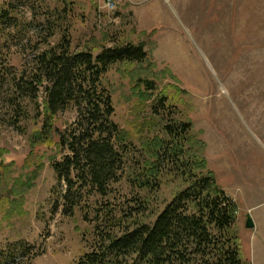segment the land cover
Here are the masks:
<instances>
[{"label":"rangeland","instance_id":"rangeland-1","mask_svg":"<svg viewBox=\"0 0 264 264\" xmlns=\"http://www.w3.org/2000/svg\"><path fill=\"white\" fill-rule=\"evenodd\" d=\"M6 1L25 10L35 23L24 22L23 30H14L0 50V74L5 65L29 71L35 46H44L47 37L55 44L61 36L59 30L48 36L45 19L51 9H58L53 18L65 23V8L59 0H45V5L36 9L31 4L39 5L38 0H29L26 7L19 0H0V8ZM105 1L68 0L66 25H71L73 49L97 54L103 44L143 43L149 54V73L157 74L159 88L172 91L169 86L178 85L186 91L180 104L187 119L192 120L195 133L206 143L209 168L238 204V232L247 260L246 252L258 240L255 233L259 228L240 227V223L250 216L260 227L264 217V0H116L112 10ZM103 82L111 90L113 119L120 127L133 130L150 118L149 105H137L132 76L119 69V64L110 67ZM11 94L8 83L0 86V160L4 164L0 251L11 243L26 241L41 251L31 264H75L83 252L90 250L94 209L105 204L122 209L136 204L139 196H151L150 205L158 210L182 186L163 183L161 190L150 195L133 187L125 174L112 184L109 196L93 198L85 205L92 222L85 221L79 209L73 215L63 214L62 196L67 187L58 181L53 163L62 161L68 151L38 145L31 153V137L43 122L36 112L39 106L43 110L45 92L40 90L37 102L25 100L27 117L18 124L8 101ZM77 116L72 107L60 112L57 128L66 129ZM135 143L139 146L138 138ZM28 159L31 166H26ZM128 160L133 166L142 161L137 152ZM36 162L43 167L29 188L30 174L39 164Z\"/></svg>","mask_w":264,"mask_h":264},{"label":"trees","instance_id":"trees-1","mask_svg":"<svg viewBox=\"0 0 264 264\" xmlns=\"http://www.w3.org/2000/svg\"><path fill=\"white\" fill-rule=\"evenodd\" d=\"M19 1L24 7L29 4V0ZM59 1L65 8V23L54 20L58 9H51L43 23L50 37L60 31L59 41L53 44L47 37L44 46H35L29 71H16L11 65L2 67L0 86H11L8 101L17 124L27 117L25 100L37 102L40 90L45 92L43 110L39 106L36 112L43 122L31 137V153L38 145L68 151L62 161H53L58 181L67 187L62 196L63 214L73 215L79 209L85 221L92 222L85 205L93 198L109 196L112 184L125 174L133 187L150 195L161 190L163 183L182 185L158 210L152 209L151 196H139L134 200L136 204L122 209L111 204L94 209L90 250L83 252L75 264H249L238 232V204L209 168L206 143L195 133L192 120L187 119L180 104L186 91L178 85L169 86L172 91L159 88L157 74L149 73V54L143 43L103 44L97 54L74 50L71 25H66L69 2ZM38 2H32L31 7L42 8L46 3ZM24 22L35 23V18L30 21L27 12L13 1L3 3L0 50L14 30H23ZM115 64L132 76L137 105L148 104L151 110L150 118L133 130L120 127L113 119L112 93L103 77ZM69 107L77 110V119L60 130L57 115ZM147 131L153 135H146ZM136 152L142 161L129 166L128 157ZM36 163L29 188L43 167ZM26 166H31L29 159ZM3 167L0 160V187ZM8 246L0 251V264H31L41 254L26 241Z\"/></svg>","mask_w":264,"mask_h":264},{"label":"crops","instance_id":"crops-1","mask_svg":"<svg viewBox=\"0 0 264 264\" xmlns=\"http://www.w3.org/2000/svg\"><path fill=\"white\" fill-rule=\"evenodd\" d=\"M251 218H253V217H251ZM263 220H264V217H263ZM263 220L261 221L262 225L259 227L257 221L253 219L254 225H257V227L259 229L255 233V235L257 237L256 239H258V240L256 242L254 240V242H255L254 246L251 247L246 252V254L248 256V259L246 261L247 262L250 261V264H264V221ZM246 222H247V216H246V219L244 221V224L240 223V227H243V226L246 227ZM253 253H254V255L252 256Z\"/></svg>","mask_w":264,"mask_h":264},{"label":"built area","instance_id":"built-area-1","mask_svg":"<svg viewBox=\"0 0 264 264\" xmlns=\"http://www.w3.org/2000/svg\"><path fill=\"white\" fill-rule=\"evenodd\" d=\"M105 5L108 9L112 10L116 7V0L105 1Z\"/></svg>","mask_w":264,"mask_h":264},{"label":"water","instance_id":"water-1","mask_svg":"<svg viewBox=\"0 0 264 264\" xmlns=\"http://www.w3.org/2000/svg\"><path fill=\"white\" fill-rule=\"evenodd\" d=\"M254 226L253 220L250 216L247 218L246 227L252 228Z\"/></svg>","mask_w":264,"mask_h":264},{"label":"bare ground","instance_id":"bare-ground-1","mask_svg":"<svg viewBox=\"0 0 264 264\" xmlns=\"http://www.w3.org/2000/svg\"><path fill=\"white\" fill-rule=\"evenodd\" d=\"M108 1V0H107Z\"/></svg>","mask_w":264,"mask_h":264}]
</instances>
